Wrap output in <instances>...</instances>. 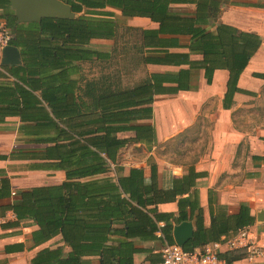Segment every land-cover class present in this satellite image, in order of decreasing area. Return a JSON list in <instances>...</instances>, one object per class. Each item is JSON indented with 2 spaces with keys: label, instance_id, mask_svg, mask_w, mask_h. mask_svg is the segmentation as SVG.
<instances>
[{
  "label": "trees",
  "instance_id": "trees-1",
  "mask_svg": "<svg viewBox=\"0 0 264 264\" xmlns=\"http://www.w3.org/2000/svg\"><path fill=\"white\" fill-rule=\"evenodd\" d=\"M61 1L77 14L74 19L16 23L10 1L0 0V18L12 33L9 44L21 56L19 65H2L5 72L0 71V122L18 116L23 142L34 145L0 154V160H25L28 170H62L65 176L58 184L19 190L4 206L14 213L13 223L30 219L37 224L38 229L32 232L35 242L60 234L70 248L66 256L61 246L43 248L32 264H90L85 257L91 256H97L99 264H132L137 250L132 237L158 238L156 232L160 231L173 243L174 224L191 220L197 210L195 230L183 246L186 250L252 224L254 218L244 204L236 214L211 212L208 226L195 200L186 211V200L180 198L176 215L158 212L157 204L186 192L193 184L191 179L175 178L172 187L159 188L153 166L147 182L141 168L132 167L123 174L117 157L130 143L155 141L154 126L145 122L152 118L154 95L187 89L193 68L203 70L208 84L216 69L227 71L224 108L230 107L236 92L248 93L237 82L259 49L260 36L216 21L219 0H193L196 10L185 17L170 12V2L178 0ZM106 7L120 10L123 16L148 17L158 27L123 26L134 37L133 43L123 41L109 52L92 49L91 39L115 43L119 39L121 25ZM175 35H187L188 43L180 45ZM128 47L137 53L141 64L188 67L173 73L146 72L133 84L108 75L83 79L82 63L109 60L114 52ZM177 47L187 51L170 50ZM191 54H200L201 59H192ZM254 76L264 79V73ZM123 132L133 135H118ZM197 174L190 172L188 177ZM9 190V180L0 179V198L9 197ZM227 257L238 258L233 253Z\"/></svg>",
  "mask_w": 264,
  "mask_h": 264
},
{
  "label": "crops",
  "instance_id": "crops-1",
  "mask_svg": "<svg viewBox=\"0 0 264 264\" xmlns=\"http://www.w3.org/2000/svg\"><path fill=\"white\" fill-rule=\"evenodd\" d=\"M169 9L171 13L181 17L192 16L196 10V1H172ZM106 10L115 13L120 25L142 29L158 27L157 22L148 17L123 16L120 10L110 7H106ZM215 19L240 30L254 32L261 38L259 49L253 54L237 82L238 87L248 93L236 92L230 107L224 108L222 101L226 90L227 71L216 69L212 82L208 84L201 68L191 69L187 89L154 95L152 118L145 122L154 126L155 141L150 144L143 142L130 144H143L155 149L156 146L164 145L175 137L188 136L190 132L199 131V127H204L200 122H204L206 118L211 123L210 140L207 143L195 142V139L189 142L188 137H185V140L180 142L179 146L184 148L185 153L191 148L198 149L197 155L191 161H188L187 156L183 154L178 159H170L158 157L151 151L150 154H153L154 158L122 162L117 157V165L123 168V174H126L129 168H141L147 182L150 181L153 166L158 187L163 189L172 187L175 178L181 179L187 176L191 179L193 184L186 192L177 194L173 201L157 204L156 209L161 213L176 215L180 198L186 200L185 208L188 211L190 201L195 200L196 206L202 210L204 224L208 226L211 212L236 214L241 204L246 205L254 218L253 223L248 225L249 229L258 244L264 247V115L257 111L242 109L246 106L244 102L249 96H264V88H262L264 79L254 76V73H264V0H219V12ZM175 37L179 38L180 45L188 43L187 35H175ZM170 50L187 51L182 47ZM1 57L0 52V71L5 72ZM190 58L201 59V55L191 54ZM187 67V65L144 64L148 74L173 73ZM164 85L173 87L175 83H164ZM19 125L18 116H7L0 122V154L9 153L17 148L34 146L23 142ZM118 135L131 136L133 133L123 132ZM26 163L28 162L20 159L0 160V179L7 178L10 183V196L0 198V264H32V259L43 248L61 246L63 256H66L70 250L63 243L60 234L40 243L35 242L32 232L38 229L37 224L30 219L20 220L15 224L14 213L5 209L4 206L13 199L15 192L33 186L58 184L65 178L62 170H28ZM114 167L115 165L111 164L112 171ZM190 172L198 174L193 178L188 177ZM197 211L193 213V218L188 220L193 225V232ZM229 234L231 232L225 235ZM171 236L174 241L173 228ZM130 240L137 248L132 255V264H162L161 250L168 243L166 238L132 237ZM238 252L233 253L238 257L234 260L235 264H264V256L251 262L240 256ZM85 258L89 259L90 264H99L97 256Z\"/></svg>",
  "mask_w": 264,
  "mask_h": 264
},
{
  "label": "rangeland",
  "instance_id": "rangeland-1",
  "mask_svg": "<svg viewBox=\"0 0 264 264\" xmlns=\"http://www.w3.org/2000/svg\"><path fill=\"white\" fill-rule=\"evenodd\" d=\"M123 26L125 25L122 24L119 28V39L116 43L112 39L94 38L90 40L89 47L109 52L112 51L114 47L119 48L123 41L125 42L127 40V42H129L128 44L133 43L134 37L131 36L128 31H125ZM146 72L144 64H141L137 58V53L129 47L124 50H117L109 60L84 62L81 65V75L83 79H92L98 78L102 75H108L116 80L121 79L123 84L135 83L143 78L146 75ZM262 88H264V86H262ZM244 104L246 106L242 107V109L257 111L264 115V96L257 97L256 95H251ZM200 123L203 124L204 127H199V131L190 132L188 136L175 137L170 140L171 142L167 141L164 145L156 146L155 149L148 148V145L143 144H129L120 150L118 159L119 161L124 162L131 159L142 160L147 157L154 158L153 154H150V152L153 151L158 157L170 159H178L183 154L184 156H187L188 161H191L194 156L197 155L198 149L194 150L191 148L185 153L183 150L184 148L180 147L179 144L181 141L185 140V137H188L187 140L189 142L195 139V142L207 143L210 140L209 128L211 123L208 118Z\"/></svg>",
  "mask_w": 264,
  "mask_h": 264
},
{
  "label": "built area",
  "instance_id": "built-area-1",
  "mask_svg": "<svg viewBox=\"0 0 264 264\" xmlns=\"http://www.w3.org/2000/svg\"><path fill=\"white\" fill-rule=\"evenodd\" d=\"M11 38L10 29L0 18L1 53L2 49L9 45ZM159 225L162 226V222ZM156 234L163 237L160 231H157ZM238 251L243 252L244 259L251 262L264 256V247L254 239L249 226L240 228L229 235H223L217 240L192 250H186L175 242L166 243L161 250L162 264H235L234 260H230L227 256Z\"/></svg>",
  "mask_w": 264,
  "mask_h": 264
},
{
  "label": "water",
  "instance_id": "water-1",
  "mask_svg": "<svg viewBox=\"0 0 264 264\" xmlns=\"http://www.w3.org/2000/svg\"><path fill=\"white\" fill-rule=\"evenodd\" d=\"M10 8L16 23L39 22L42 18L74 19L76 13L71 6L61 0H9ZM21 56L19 50L9 44L2 49L1 64L5 66L19 65ZM193 234V225L185 220L174 225L173 237L181 247Z\"/></svg>",
  "mask_w": 264,
  "mask_h": 264
}]
</instances>
